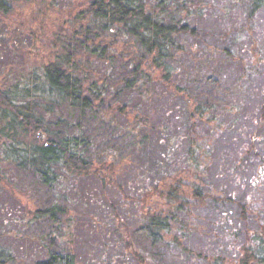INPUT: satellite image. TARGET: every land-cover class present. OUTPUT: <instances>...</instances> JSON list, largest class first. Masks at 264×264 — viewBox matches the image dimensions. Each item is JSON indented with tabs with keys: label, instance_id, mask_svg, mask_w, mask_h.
I'll list each match as a JSON object with an SVG mask.
<instances>
[{
	"label": "trees",
	"instance_id": "trees-1",
	"mask_svg": "<svg viewBox=\"0 0 264 264\" xmlns=\"http://www.w3.org/2000/svg\"><path fill=\"white\" fill-rule=\"evenodd\" d=\"M14 1L0 0V13L8 14ZM245 1L235 22L248 25L264 11V0ZM211 2L87 0L85 13L68 25L71 40L61 37L49 59L38 62L31 75L37 92L6 85V76L0 81V178L11 160L56 193L31 217L22 213L23 223L38 224L32 264H84L79 222L66 201L87 178L100 185L94 201L106 217H92L95 231L110 238L106 247L124 245L93 263L264 264V101L248 117L251 130L237 100L218 104L203 97L211 90L197 94L202 84H224L220 61L237 59L243 67L240 92L247 85L241 79L249 82L254 71L229 47L205 40L196 21ZM240 30L251 31L232 27L236 41ZM256 59L261 64L264 57ZM236 128L237 148L220 158L234 161L226 169L234 187H218L209 169L230 130L236 144ZM137 235L166 245L150 250ZM194 236L202 243L198 250L190 245ZM20 261L0 243V264Z\"/></svg>",
	"mask_w": 264,
	"mask_h": 264
},
{
	"label": "rangeland",
	"instance_id": "rangeland-1",
	"mask_svg": "<svg viewBox=\"0 0 264 264\" xmlns=\"http://www.w3.org/2000/svg\"><path fill=\"white\" fill-rule=\"evenodd\" d=\"M232 1L234 0H212L210 8L201 6L209 9V13L199 17L196 24L204 32L205 40L217 44L221 48L229 47L237 58L244 59L246 65H249L254 71H252V75L249 73V82H246L245 75L241 79L247 85L244 84V87L242 85L243 89L240 92L239 84L241 82L239 78L243 67L234 63L238 61L237 59L220 61L219 64L224 73V84L222 86L202 84L197 94L206 95L203 91L211 90L210 96L203 97L214 102L217 101L218 104L225 103L227 99L229 102L232 99L237 100V104L241 107V116L239 114L241 121L247 120L246 125L252 130L253 126L248 117L264 101V60L259 64L256 59V57H264V11L262 9L261 12L257 13L248 25H243L244 23L239 22V20L236 23V16L239 19L243 8L246 10V1L239 0L242 6L238 4L239 2L232 3ZM204 2L205 0H195L198 5ZM86 7L87 0H15L12 10L8 14L0 13V81H3L4 76H6L7 79L3 81L6 85L14 86L17 84L19 91H24L31 85L33 91L37 92L38 89L35 85L37 78L33 79L31 75L38 70V62L41 63L49 59L53 46L59 44L58 41L61 37L69 38L70 27L68 25L70 21L76 17L78 12L85 13L83 9ZM226 8L230 9V15L228 13L226 16L223 15L224 11L218 12ZM85 21L86 19H84ZM232 27H249L251 31L240 30L242 37L236 41L232 36L234 33ZM244 113L247 118L244 117ZM238 131L239 128L233 130L238 138L236 144H231L232 131L230 130L226 134V142L219 149V159L209 169V181L211 180V183L213 182L218 187L227 189L234 187L230 182L231 175L226 171L234 161L232 162V159L221 160L220 158L225 153L224 157L228 156L230 152L228 148L232 150L237 148L238 140L242 138ZM261 144L260 152L264 156V140ZM144 160L147 158L145 157ZM251 164H254V168L255 163ZM3 166L5 172L2 171L3 176L0 178V243L11 247L16 255L20 256V264H32L38 258V250L34 248V244H37L38 224L23 223L22 213L31 217V213L38 209V205L53 202L56 193H53L48 187L38 184L34 173L20 171L19 167L11 160L4 162ZM143 169L145 170V168ZM253 171L254 169H251L247 171V174H251ZM180 173H183V170ZM180 176L185 177V174ZM5 180L10 181L7 189L5 188L6 184H3ZM72 180L69 181L73 183ZM76 186L78 189L69 193L71 203L70 200L66 201L65 198L64 200L67 205L72 207L79 222L78 236L80 242L77 251L82 256V263L97 264V262L93 263L94 257L98 261L108 260L120 251L123 243L106 247L104 241L110 238L95 231L93 227L92 217L106 218L94 201L101 192L98 182L94 179H80ZM90 198L93 202L89 205L88 199ZM4 216L8 219V224L3 222ZM109 223H112L110 217ZM129 225H133V222ZM127 234L128 232L124 230V238H121L123 242L128 239ZM194 238L190 245L198 250L202 243L200 238L196 236ZM134 239L146 246L145 248L154 251L162 250V247L166 245V242L154 245L151 240L149 241L148 238L140 235ZM175 251L173 250V252Z\"/></svg>",
	"mask_w": 264,
	"mask_h": 264
}]
</instances>
